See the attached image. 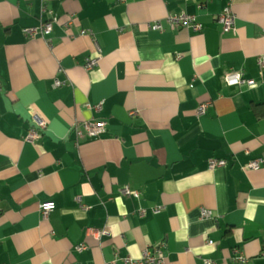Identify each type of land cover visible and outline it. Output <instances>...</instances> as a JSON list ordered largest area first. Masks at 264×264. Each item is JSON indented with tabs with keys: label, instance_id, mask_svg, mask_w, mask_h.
Returning <instances> with one entry per match:
<instances>
[{
	"label": "crops",
	"instance_id": "1",
	"mask_svg": "<svg viewBox=\"0 0 264 264\" xmlns=\"http://www.w3.org/2000/svg\"><path fill=\"white\" fill-rule=\"evenodd\" d=\"M182 12L200 28L167 21ZM45 22L46 36L24 32ZM232 70L255 86L227 84ZM90 119L106 131L76 135ZM146 249L264 264V0H0V264H127Z\"/></svg>",
	"mask_w": 264,
	"mask_h": 264
},
{
	"label": "built area",
	"instance_id": "2",
	"mask_svg": "<svg viewBox=\"0 0 264 264\" xmlns=\"http://www.w3.org/2000/svg\"><path fill=\"white\" fill-rule=\"evenodd\" d=\"M45 9L46 7L43 4L42 11H44ZM166 18L167 21H169L170 24L174 26L187 25V26H192L195 29L200 28V24L195 21L194 17L184 12L168 14ZM218 21L222 25L223 32H231L235 30L234 16L229 7H225L222 10V12L218 16ZM150 27L159 29L161 25L155 22L152 25H150ZM51 30H52L51 22H45L36 26H30L24 28V32L29 36H35L37 34H40L41 36H46L47 34L50 33ZM81 32L84 31L82 30ZM97 61L98 59L95 57H87L85 66L87 68H91L97 64ZM225 81L229 85H238V86L245 85L249 88L255 86V82L252 79L242 77V74L239 71H235V70H232L225 74ZM60 84L61 82L59 80L54 81L55 86H58ZM96 107L99 108L100 104H97ZM205 107H206L205 102L200 103L197 108V113L203 114L205 112ZM46 125L47 122L44 118L38 115L34 116L33 123L27 132L26 138L31 141L36 140L39 137V132L44 130L46 128ZM106 127H107V121L105 119H90V120H83L82 122H80V124L74 125L72 129L74 130L75 134L78 136H83V135L97 136L105 132ZM225 163H226L225 159H217L214 157L208 160V166L210 168H214L216 166H223L225 165ZM262 163H263L262 158H258V157L253 158L248 162L246 168L255 169L258 168ZM122 192L127 195H135V196L139 195V192L137 190L131 189L127 186L122 188ZM53 208H54V203L52 201H44L40 203V209L44 217H47L49 212ZM157 211L158 209L155 210V212ZM202 215L209 216L211 215V211L207 209H202ZM208 242L213 243L212 240H209ZM85 247H86L85 244H79L76 246V249L82 250ZM237 258L240 260H244L242 255H240ZM163 260H164V255L161 249H157L155 255L151 252V249H146L139 258H132V257L126 258V263L127 264H162ZM203 264H213V262L208 259H205Z\"/></svg>",
	"mask_w": 264,
	"mask_h": 264
}]
</instances>
